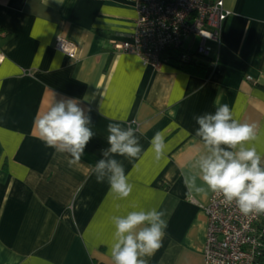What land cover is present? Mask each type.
I'll list each match as a JSON object with an SVG mask.
<instances>
[{
  "label": "crops",
  "instance_id": "1",
  "mask_svg": "<svg viewBox=\"0 0 264 264\" xmlns=\"http://www.w3.org/2000/svg\"><path fill=\"white\" fill-rule=\"evenodd\" d=\"M223 2L232 14L219 43H206V69L187 71L172 61L155 70L113 50L134 31L135 0H0V264H114L111 217L152 208L167 228L147 264H204L212 192H189L182 175L203 185L196 160L206 149L194 117L227 104L234 119L256 124L248 146L264 158V0ZM59 37L77 46L75 59L54 49ZM198 42L180 50L191 58ZM62 98L78 101L95 134L72 166L34 124ZM117 122L142 146L137 158L113 157L133 185L125 199L93 172ZM157 131L167 145L160 159L150 150Z\"/></svg>",
  "mask_w": 264,
  "mask_h": 264
},
{
  "label": "clouds",
  "instance_id": "2",
  "mask_svg": "<svg viewBox=\"0 0 264 264\" xmlns=\"http://www.w3.org/2000/svg\"><path fill=\"white\" fill-rule=\"evenodd\" d=\"M51 70H59L58 65L53 64ZM194 119L199 126L195 135L201 138L206 152L196 160L203 185H197L196 176L182 174L189 192L221 194L245 216L264 214V158L255 146H248V142L256 139V124L234 119L227 104L216 107L214 114L205 113ZM34 124L38 138L47 147L70 155L69 166L80 162L95 135L89 127L91 116L85 114L74 98L54 99ZM107 131L110 146L101 150L102 158L96 162L93 172L98 183L107 179L110 192L125 199L132 193L133 185L122 163L113 157L137 158L142 146L131 126L124 128L121 123H109ZM166 147L164 132L157 131L150 141V150L160 159ZM164 216L163 211L152 208L111 217L115 228L110 247L114 264H147L144 257H151L159 250L166 235Z\"/></svg>",
  "mask_w": 264,
  "mask_h": 264
},
{
  "label": "built area",
  "instance_id": "3",
  "mask_svg": "<svg viewBox=\"0 0 264 264\" xmlns=\"http://www.w3.org/2000/svg\"><path fill=\"white\" fill-rule=\"evenodd\" d=\"M135 7L132 35L124 41L113 40L112 47L137 56L155 70L163 66L164 52L181 49L192 38H199L195 53L208 58L211 49L206 43H219L223 24L232 14L223 0H135ZM54 49L76 58L77 46L64 38L55 40ZM203 210L207 217L204 264L259 263L264 254V214L245 216L234 203L213 192Z\"/></svg>",
  "mask_w": 264,
  "mask_h": 264
},
{
  "label": "trees",
  "instance_id": "4",
  "mask_svg": "<svg viewBox=\"0 0 264 264\" xmlns=\"http://www.w3.org/2000/svg\"><path fill=\"white\" fill-rule=\"evenodd\" d=\"M186 55V51H182L180 49H171V50H167L166 52H164L161 56V59L164 63H169L170 61L174 62L175 67L179 68V69H183V70H187V71H191L193 68H198V69H203V71L206 69L207 65H208V59L209 58H204L198 55V59H205V62H195V60L193 59V56H196V53H193V55H190L191 58L188 60H184L183 56ZM207 59V60H206ZM258 264H263V258H261V260L259 261Z\"/></svg>",
  "mask_w": 264,
  "mask_h": 264
},
{
  "label": "water",
  "instance_id": "5",
  "mask_svg": "<svg viewBox=\"0 0 264 264\" xmlns=\"http://www.w3.org/2000/svg\"><path fill=\"white\" fill-rule=\"evenodd\" d=\"M263 264H264V254H263Z\"/></svg>",
  "mask_w": 264,
  "mask_h": 264
}]
</instances>
